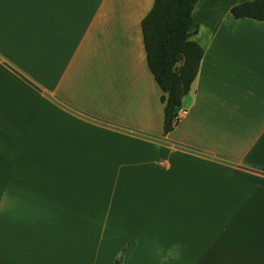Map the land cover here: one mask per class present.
<instances>
[{"label":"crops","instance_id":"0c3cea01","mask_svg":"<svg viewBox=\"0 0 264 264\" xmlns=\"http://www.w3.org/2000/svg\"><path fill=\"white\" fill-rule=\"evenodd\" d=\"M198 0L163 131L154 0H0V264H264V21Z\"/></svg>","mask_w":264,"mask_h":264},{"label":"trees","instance_id":"16d2710c","mask_svg":"<svg viewBox=\"0 0 264 264\" xmlns=\"http://www.w3.org/2000/svg\"><path fill=\"white\" fill-rule=\"evenodd\" d=\"M198 0H154L141 20L146 61L162 90L163 131L178 122L176 112L182 97L190 90L200 66L202 47L190 38L192 10ZM234 18L264 21V0H245L230 8ZM113 264H122L118 256Z\"/></svg>","mask_w":264,"mask_h":264},{"label":"built area","instance_id":"2783aa9c","mask_svg":"<svg viewBox=\"0 0 264 264\" xmlns=\"http://www.w3.org/2000/svg\"><path fill=\"white\" fill-rule=\"evenodd\" d=\"M187 110L184 108H179L176 112L175 120L179 121L182 119L184 116H186Z\"/></svg>","mask_w":264,"mask_h":264},{"label":"rangeland","instance_id":"374dc122","mask_svg":"<svg viewBox=\"0 0 264 264\" xmlns=\"http://www.w3.org/2000/svg\"><path fill=\"white\" fill-rule=\"evenodd\" d=\"M119 256H121L123 258V252H121Z\"/></svg>","mask_w":264,"mask_h":264}]
</instances>
